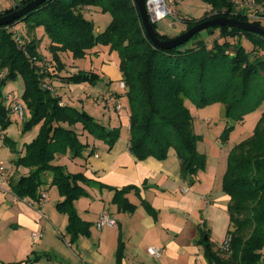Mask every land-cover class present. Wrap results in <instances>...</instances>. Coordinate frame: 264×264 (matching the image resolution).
Listing matches in <instances>:
<instances>
[{"label": "trees", "instance_id": "obj_1", "mask_svg": "<svg viewBox=\"0 0 264 264\" xmlns=\"http://www.w3.org/2000/svg\"><path fill=\"white\" fill-rule=\"evenodd\" d=\"M31 1L0 11V17ZM205 2L211 6L212 14L200 20L182 18L186 25L183 33L222 16L264 27L244 14H235L233 0ZM88 7L110 14L111 23L97 31L94 22L84 14ZM18 24H24L29 34L23 46L17 44L12 31ZM155 25L153 30L159 39L173 38L159 33ZM39 28L49 39L48 50L58 72L65 70L61 54L78 60L99 54L102 47L117 53L130 108L131 153L139 161L149 157L164 161L173 149L185 179L194 177L206 166L205 155L197 148L200 136L195 132V118L187 101L197 108L222 103L226 118L235 121H242L246 114L263 107L254 134L230 151L222 181L223 192L230 198L232 253L215 249L209 240L202 243L209 264H264V37L238 28L215 27L209 29L210 35L218 30L220 38L211 43L201 39L200 33L178 48L161 49L147 37L135 0H48L37 10L0 27V72H7L0 79V129L4 132L12 124V110L6 106L3 87L18 78L24 81L22 101L30 114L22 132L39 127L36 138L24 145V155L14 161L17 167L27 168L29 174L11 183L12 192L22 200L40 201L41 189L50 176L51 185L57 187L64 199L56 207L68 216L67 231L73 240L90 234L89 225L75 208V202L87 195L82 184L89 179L57 165L56 157L68 153L72 159L84 156L89 145L82 141L81 131L111 149L120 137V128L107 129L87 111L65 105L61 96L45 87V79L49 78L69 85L92 86L103 79L95 72L79 71L68 77L42 73V67L36 63L38 59L42 61V57H37L41 45ZM244 39L250 43V49L245 47ZM4 142L10 148L15 144L8 137ZM93 153L91 150L90 154ZM130 189L117 190L114 200L127 211L135 207L124 197Z\"/></svg>", "mask_w": 264, "mask_h": 264}, {"label": "crops", "instance_id": "obj_2", "mask_svg": "<svg viewBox=\"0 0 264 264\" xmlns=\"http://www.w3.org/2000/svg\"><path fill=\"white\" fill-rule=\"evenodd\" d=\"M246 1L235 0V14L243 13L242 3ZM182 3L177 0L180 19L200 20L212 14L208 4L199 10L195 8L193 12L183 9ZM93 8H85L84 14L94 22ZM175 28L177 31L173 37L183 33L186 25L180 21ZM104 29L97 28V31ZM45 39L49 45L47 36ZM101 52L99 49V54ZM63 56L71 60L67 54H61L64 64ZM102 69L103 83L97 85L101 98L114 95L120 101L127 90L120 87L123 77L119 63L108 58ZM59 86L65 87L66 84L59 82ZM57 90L56 94L63 97L61 90ZM63 101L67 105L65 97ZM122 110L116 112L120 119ZM105 111L110 115L109 122L100 123L113 129V110L105 107ZM127 113L128 117L123 119L125 132H120L111 149L81 131L82 141L89 145L84 156L72 159L68 153L56 157L57 165L65 166L73 174L82 173L89 179L87 184H82L87 195L75 202V208L89 225L90 234L75 240L67 231L68 216L61 214L56 207L64 199L58 194L55 205L51 198L56 188L51 185V177H47V185L41 189V192L48 193L47 203L19 199L12 192L11 183L28 176L29 170L21 172L13 165L8 166L7 151L0 145V164L6 168L9 178L5 186L9 190L0 191V264H209L205 253L201 252L204 248L202 241L209 240L218 249L233 229L228 211L230 198L223 192L222 182L209 175L207 178H200V175L183 178L180 161L173 149L164 161L154 157L137 160L130 151V111ZM114 125L122 127L121 123ZM38 131L39 127L35 129L33 139ZM3 134L5 131L0 133L4 140ZM25 144L28 143L18 150L19 156L11 158L12 163L24 155ZM91 150H94L92 155ZM131 187L124 197L135 207L127 211L114 200L117 190ZM107 204L109 207L105 206ZM103 211H109L117 219V227H97ZM149 247L165 249L164 256L160 259L151 257L147 252Z\"/></svg>", "mask_w": 264, "mask_h": 264}, {"label": "rangeland", "instance_id": "obj_3", "mask_svg": "<svg viewBox=\"0 0 264 264\" xmlns=\"http://www.w3.org/2000/svg\"><path fill=\"white\" fill-rule=\"evenodd\" d=\"M183 3L182 8L186 11L195 12V8L206 7L207 3L205 0H181ZM235 2V0H233ZM2 4L0 5V11L6 10L9 8L7 4V0H0ZM240 5V3L238 4ZM189 6L191 8H189ZM184 10V11H185ZM198 12V11H197ZM200 12V11H199ZM191 14V13H190ZM193 15V14H192ZM194 16V15H193ZM92 19L94 20V24L96 29L98 28H106L112 20V17L108 13L101 12L98 8L92 9ZM156 29L159 33L166 35L168 37H173L176 34L177 29L172 25V19L166 18L156 23ZM16 31H18L23 38L29 37L27 28L24 24H18L16 26ZM37 36L41 39V45L38 49V56L42 57V61L39 59L36 62L41 68L42 73H52L53 75L59 73L61 77H68L73 74L78 73L79 71L84 72H95L99 75H102V68L106 59L115 61L119 63V57L117 53L110 52L109 48L102 47V52L98 54V56L87 57L85 59L75 60L72 57L67 59V56H63L65 64V70L62 72H58L56 69V64L53 62V58L51 53L48 50V40L45 39V32L42 28L37 30ZM201 39H204L206 42L211 43L212 41L220 38V33L218 30L214 32L213 35H210L209 29L201 32L199 36ZM48 38V37H47ZM174 38V37H173ZM31 39V38H30ZM243 43L246 48L250 49L251 45L245 39ZM47 44V45H46ZM36 59L33 58V60ZM118 60V61H117ZM63 61V60H62ZM74 61V62H72ZM118 65V64H117ZM0 74L5 77L7 75L6 71H1ZM2 77V78H3ZM55 77V76H54ZM53 79H45V86L47 89L51 90L54 93H57L60 89L61 94L65 97V101L67 105L77 108L78 110H85L91 116L95 118L98 122H105L108 124L110 115L108 111H105V105L103 103V99L101 98L100 88L98 86H92L88 83H85L83 86L81 85H69L66 84L65 87L59 86L58 78ZM57 82L56 86L53 84V81ZM103 83V82H102ZM115 84V83H114ZM58 87V88H57ZM85 87V88H83ZM101 87V86H100ZM116 88V85H114ZM25 85L22 78H18L15 81H11L3 87V98H7L8 95L12 94L15 96L16 100L22 102V94L24 92ZM62 97V100H63ZM64 102V101H63ZM120 103L123 107L121 119L118 117L116 111H112L111 115L113 117L112 125L113 129H115L116 124H122L120 128V132H125L124 127H126L124 120L128 117L129 103L125 96L122 94ZM24 105V104H23ZM187 107L190 109L191 114L195 118L194 121V129L197 135L200 136V140L198 142L197 148L199 153L205 155L206 158V166L203 170L197 173L200 175V178L211 176L212 179H217L219 183L222 182L228 166V157L232 148L242 141L250 138L258 125L259 120L262 117L263 107L256 109L255 111L249 112L246 114L242 121L228 120L226 118L225 106L222 103H213L204 108H197L190 101L186 102ZM7 106V105H6ZM25 106V105H24ZM8 107V106H7ZM9 108V107H8ZM26 109V116L24 119H21L16 112L9 111V116L12 120V124L5 130V134H3L4 139L6 137L10 138L14 141L13 148L8 147L3 138L0 137V145H3L7 151V163L8 166H14L18 168L21 172L26 171L27 168L24 166L17 167L15 163L11 162V158H17L19 156L18 150L23 146L25 142L30 143L33 140V134L35 133V129L26 132L25 134L22 132V126L25 120L30 117L29 112ZM234 126V128L230 131H227V128ZM264 126V124L262 125ZM81 128V125L78 126ZM3 132L0 129V133ZM38 133L36 134V136ZM36 136L34 138H36ZM10 158V159H9ZM19 159V158H18ZM71 159V158H70ZM209 175V176H207ZM196 176V175H195ZM43 188V187H42ZM57 188V187H56ZM54 189L51 193V198L54 200V204H57V195L59 193L58 189ZM223 189V188H222ZM109 207V205H105ZM227 237L223 240V243L226 241ZM222 243V244H223ZM220 244V245H222ZM217 249V247H216ZM202 254L204 255V248L201 249Z\"/></svg>", "mask_w": 264, "mask_h": 264}, {"label": "built area", "instance_id": "obj_4", "mask_svg": "<svg viewBox=\"0 0 264 264\" xmlns=\"http://www.w3.org/2000/svg\"><path fill=\"white\" fill-rule=\"evenodd\" d=\"M25 1L27 0H7V4L9 8H12L24 3ZM1 4L2 2H0V5ZM242 6H244L242 14L248 16V18H250L251 20L258 21L264 25V2L257 3L255 0H247L246 2L242 3ZM146 8L152 23H157L166 18H171L172 25L175 26L176 23L181 21L177 7V0H146ZM12 31L15 34L17 44L19 46H23L24 38L18 31H16V26L12 28ZM2 77L3 75L0 74V79H2ZM120 87L123 90L127 89L124 81L120 82ZM5 103L12 110V112H16L21 119L25 117V106L22 104L21 101L16 100L14 95H8ZM103 103L106 108L115 110L116 112H119L123 109L119 99L114 95H104ZM8 181L9 178L7 175L6 168L3 164H0V191L6 192L7 190H9L8 188H6ZM48 201V193L42 192L39 202L41 204H45ZM117 225V219L112 216L109 211H103L99 215V221L97 224V227L99 229H102L104 227H117ZM231 242L232 236L229 234L226 241L222 245L218 246V249L223 253L231 254ZM147 252L151 257L155 259H160L164 256L165 249L149 247L147 249Z\"/></svg>", "mask_w": 264, "mask_h": 264}, {"label": "water", "instance_id": "obj_5", "mask_svg": "<svg viewBox=\"0 0 264 264\" xmlns=\"http://www.w3.org/2000/svg\"><path fill=\"white\" fill-rule=\"evenodd\" d=\"M47 1L48 0H33L21 9H18L11 14L0 17V27L7 26L12 22L27 15L28 13L37 10ZM135 4L139 9L147 37L154 44V46L161 49L171 50L178 48L189 42L192 38L203 32L204 30L215 27L238 28L243 31L254 33L256 35L264 37V27L256 26L250 22L239 21L235 18H228L222 16L202 22L175 38L163 41L159 39L154 33L153 23L150 20L146 8V0H135ZM205 240H207V237L205 238Z\"/></svg>", "mask_w": 264, "mask_h": 264}]
</instances>
